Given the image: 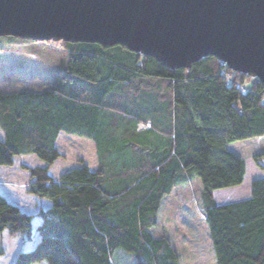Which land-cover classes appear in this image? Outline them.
<instances>
[{"label":"trees","instance_id":"1","mask_svg":"<svg viewBox=\"0 0 264 264\" xmlns=\"http://www.w3.org/2000/svg\"><path fill=\"white\" fill-rule=\"evenodd\" d=\"M37 41L0 35V51ZM60 45L67 65L56 81L0 91V165L36 155L41 164H22L26 192L49 204L33 226L35 214L0 192V231L26 241L39 236L13 264H112L117 250L133 264H181L159 213L165 197L194 176L216 264H264V177L252 180L246 197H214L244 180L245 161L228 143L264 135V84L213 55L170 68L121 44ZM61 131L93 140L94 168L80 159L50 174ZM253 159L261 168L264 150Z\"/></svg>","mask_w":264,"mask_h":264},{"label":"water","instance_id":"2","mask_svg":"<svg viewBox=\"0 0 264 264\" xmlns=\"http://www.w3.org/2000/svg\"><path fill=\"white\" fill-rule=\"evenodd\" d=\"M0 35L121 44L170 68L213 55L264 84V0H0Z\"/></svg>","mask_w":264,"mask_h":264},{"label":"rangeland","instance_id":"3","mask_svg":"<svg viewBox=\"0 0 264 264\" xmlns=\"http://www.w3.org/2000/svg\"><path fill=\"white\" fill-rule=\"evenodd\" d=\"M60 42L62 41L38 40L32 44L10 45L0 51V91L41 89L56 81L67 65V55L61 51ZM245 84H250V80L246 79ZM57 146L61 158L49 167L53 177H58L61 172L77 165L80 159L92 168L97 165L94 143L90 139L61 133ZM228 148L243 157L245 176L239 187L217 192L218 199L224 201L249 195L252 180L264 177V162L260 168L253 159L254 153L264 150V135L232 141L228 143ZM35 160L42 162L36 155L21 154L15 157L14 166L0 165V190L22 210L35 214L32 219L33 226L40 220L36 215L38 208L47 207V199L26 193L30 177L22 164L34 166L37 165ZM200 188V179L194 176L190 184L174 188L165 197L160 209L159 224L177 247L181 264H216L207 225L202 220L198 201ZM38 239L37 234L26 241L9 235L6 230L0 231V249H3L0 252V264H13L17 253L31 249ZM32 264L47 263L40 261ZM112 264H133V257L123 250H117Z\"/></svg>","mask_w":264,"mask_h":264},{"label":"crops","instance_id":"4","mask_svg":"<svg viewBox=\"0 0 264 264\" xmlns=\"http://www.w3.org/2000/svg\"><path fill=\"white\" fill-rule=\"evenodd\" d=\"M61 133H64V132H59V134H58V137H59V135L61 134ZM65 134H70V133H65ZM71 135H75V134H71ZM76 136H78V137H81V138H87V137H84V136H79V135H76ZM58 137H57V140H58ZM4 138V133L2 132V130L0 129V139H3ZM87 139H90V138H87ZM91 140V139H90ZM92 142H93V140H91ZM94 143V142H93ZM56 144H57V142H56ZM94 147H95V145H94ZM95 152H96V150H95ZM25 155V154H24ZM26 155H34L33 153H27ZM59 158H61V157H59ZM58 158V159H59ZM57 161V160H56ZM35 162H37L36 164L38 165V164H41L42 162H40V160H35ZM16 164V162L14 163V165ZM14 165H12V166H14ZM12 166H8V167H12ZM240 185H237V186H234V187H229V188H224V189H231V188H236V187H239ZM221 190H223V189H219V190H216V191H214V197H215V199H216V201L218 202V203H223V202H228V201H224V200H220V199H218V197H217V192H219V191H221ZM1 192H2V190H0ZM27 193V192H26ZM2 194H4L3 192H2ZM5 195V194H4ZM29 195H31V194H29ZM248 196V195H247ZM246 197V196H245ZM233 200H235V199H233ZM231 201V200H230ZM47 205H49L48 203H47Z\"/></svg>","mask_w":264,"mask_h":264}]
</instances>
